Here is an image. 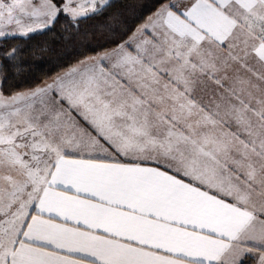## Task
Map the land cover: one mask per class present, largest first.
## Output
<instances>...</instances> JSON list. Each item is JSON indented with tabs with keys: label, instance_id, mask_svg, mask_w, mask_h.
<instances>
[{
	"label": "snow or ice",
	"instance_id": "snow-or-ice-1",
	"mask_svg": "<svg viewBox=\"0 0 264 264\" xmlns=\"http://www.w3.org/2000/svg\"><path fill=\"white\" fill-rule=\"evenodd\" d=\"M118 3L0 0V264H264V0Z\"/></svg>",
	"mask_w": 264,
	"mask_h": 264
},
{
	"label": "trees",
	"instance_id": "trees-1",
	"mask_svg": "<svg viewBox=\"0 0 264 264\" xmlns=\"http://www.w3.org/2000/svg\"><path fill=\"white\" fill-rule=\"evenodd\" d=\"M149 2L150 0H123V3H118L116 7L124 9L125 5L128 4L139 6ZM114 10L115 8L110 9L109 11ZM152 10L154 9H149L146 11L144 14L145 17ZM64 19V17H61L60 21L53 29L43 33H33L30 34L28 38L13 37L8 39L5 47H11L13 44H18L24 49L25 52H27L30 48L48 45L50 46V51L45 54V59L41 62V68L39 71L25 74L18 79L12 77V74L9 73L10 79L4 86L5 94H8L14 89L31 87L34 82H39L42 79H48L50 76H53L56 73L61 72L63 69H66L68 66L75 64L79 59H82L84 55L91 54L86 47H81L78 43L68 46L63 40L59 39V37L62 35L61 24L64 22ZM129 19H131V17H129ZM142 19L143 18H141V20L131 19V27H135L138 23L142 22ZM103 20L104 17L100 16L83 20L80 23L81 33H92L91 41L93 44L102 43L104 40V36L101 35V33L95 27ZM29 59H31L30 56Z\"/></svg>",
	"mask_w": 264,
	"mask_h": 264
}]
</instances>
